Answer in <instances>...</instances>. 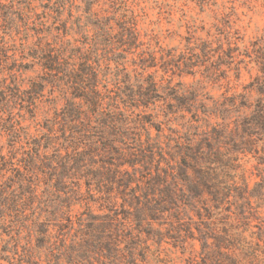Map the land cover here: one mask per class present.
I'll use <instances>...</instances> for the list:
<instances>
[{
    "label": "trees",
    "instance_id": "trees-1",
    "mask_svg": "<svg viewBox=\"0 0 264 264\" xmlns=\"http://www.w3.org/2000/svg\"><path fill=\"white\" fill-rule=\"evenodd\" d=\"M94 3L81 42L58 0L32 25L0 9V33L21 50L0 79V236L26 232L21 264H153L164 245L191 242L188 264H264L263 63L245 92L208 104L157 79L152 54L129 59L135 21L98 17ZM248 155L261 171L252 188Z\"/></svg>",
    "mask_w": 264,
    "mask_h": 264
},
{
    "label": "rangeland",
    "instance_id": "rangeland-1",
    "mask_svg": "<svg viewBox=\"0 0 264 264\" xmlns=\"http://www.w3.org/2000/svg\"><path fill=\"white\" fill-rule=\"evenodd\" d=\"M47 1L0 0V9L12 11L15 23L22 26L28 21L32 25L38 21ZM58 1L64 5L62 19L72 24L69 33L78 42L85 41L79 24L89 21L84 12L85 0ZM92 9L98 17L124 16L135 21L141 45L129 59L132 57L137 62V53L142 51L144 55L152 54L156 66L149 71L157 79L162 78L165 83L169 80L172 85L182 84L185 90H196L199 98L208 104L245 92V87L262 75L259 69L260 63L264 68V0H95ZM7 38L5 33H0V65L5 70L0 73V79L6 75L9 81L8 69L20 61L21 50L18 38L15 43ZM128 65L129 70L135 67L129 62ZM32 76L33 72L25 74L26 79ZM251 95L254 98L256 93L252 91ZM50 114L49 107L42 103L37 110V121L42 122ZM26 123L34 133L33 122L26 120ZM6 142L0 131V154L8 156ZM240 162L252 188L261 172L256 159L248 155ZM7 230L0 236V264H21L27 249V234L24 230ZM14 232L17 236L9 237ZM198 250L197 242H191L186 249L164 245L160 256H150V260L153 264H188L189 253Z\"/></svg>",
    "mask_w": 264,
    "mask_h": 264
}]
</instances>
